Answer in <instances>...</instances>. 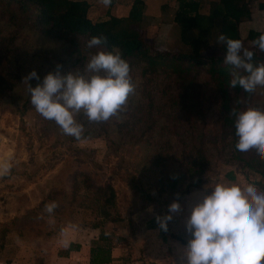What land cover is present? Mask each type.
Listing matches in <instances>:
<instances>
[{"label": "rangeland", "instance_id": "obj_1", "mask_svg": "<svg viewBox=\"0 0 264 264\" xmlns=\"http://www.w3.org/2000/svg\"><path fill=\"white\" fill-rule=\"evenodd\" d=\"M86 1L92 5L89 12L92 20L104 19L109 9L116 17L125 18L131 3L130 0H116L118 3L111 7L109 3L105 4L104 0ZM143 1L145 10L140 28L144 41L160 51L189 53L190 49L182 43L180 31L173 22L177 0ZM201 1L206 6L212 0ZM260 2L264 3V0L251 2L252 20L242 23L239 27L241 42L248 50L252 48V45L246 41L248 32L253 29L264 34V12L259 10ZM6 24L5 20L0 22L3 34H13L14 29ZM16 37L8 63L4 64L5 71L17 73L22 79L33 70L41 78L54 72L57 65L62 66V73L69 71L84 73L90 55L80 59V56L72 55L71 51H68L67 43L48 40L29 32H20ZM138 74L139 71H133L131 74L136 85L135 93L141 82ZM33 80L29 81L32 87ZM199 83L202 84L201 101L209 108V113L213 102L211 87L207 85L208 79L205 76L199 78ZM150 89L159 100L162 91L156 87ZM175 93L176 91L172 89L168 94L172 96ZM25 96L26 98L23 99ZM256 101L264 108V90L256 92ZM164 102L165 98H161V104ZM192 113L198 119L197 112ZM153 116L157 119L158 134L151 138L149 148L124 144L109 146V141L96 135L91 139L79 141L65 135L54 121L45 119L35 110L30 103L27 82L22 80L18 89L11 96H7L0 106V161L8 160L11 164L8 174L0 175V246L10 248L12 254H16L17 251H32L30 259L34 256L35 264L36 257L45 252L47 263L55 264L58 249H63L70 241L80 239L87 242L94 235L96 238L97 232L93 225L101 223V218L97 206L99 198L94 194H97L98 187L109 185L116 194L115 211L119 212L123 220L110 224L106 227V232L113 238L115 247L121 245L120 249H124L119 252V258L123 257L125 262L120 264H126L128 246L131 244L138 247L140 243L142 245L131 254L134 264H181L180 247L185 245L178 243V249L174 247L176 252H171L172 249L166 251L170 241L167 238L163 239L156 223V217L159 214L161 216L167 214L168 205L176 201L177 196L173 195L171 199L166 200L168 197L164 195L163 200L166 202L160 206H147L146 209L143 208L144 202L141 196L143 193H151L155 196V193L149 190V187L154 189L159 175V170L151 167L153 152L162 146H169L167 152L172 157L167 162L169 169L183 172L181 161H188V157L181 156L183 142L186 141V137L191 140V135L188 136L189 125L182 110L166 104L161 111L154 112ZM75 119L82 126V132L98 130L82 112L76 114ZM196 124L207 141L209 164L199 176L200 186L197 189L188 188L189 185L196 183V179L183 183L179 192H188L178 201L181 212L173 214V219L168 222L170 230L173 221L177 234L184 235L188 239L190 237L185 231L184 221L180 220H184L190 207L199 197L206 194V187L225 183L239 185L242 189L252 185L264 190V181L258 175L246 170L242 164L231 161L228 149L218 152L212 147L213 142L219 143L214 137L215 110L207 114L205 119H198ZM83 173L90 178L92 192H84L82 188L77 190L78 198L71 219L62 221L60 218L62 213L43 219L38 211L37 215L31 217V221L27 220L24 223L25 220H19L28 212L37 210L43 202L46 205L51 202L65 205L72 197L71 192L76 187V180H80L78 175ZM230 174L233 179H230ZM139 181H141L139 189H142L140 194L131 187V182L138 185ZM64 193H67L65 202L61 200ZM50 196H55L56 200L54 198L55 201H48ZM94 199H96L95 203ZM90 203L92 206H89ZM175 217H178V222L175 221ZM28 222L29 228L21 230V227ZM31 227L37 230L29 233ZM38 232L42 235L35 237ZM44 236L49 239L45 240ZM39 238L44 241L37 242ZM136 239H141V242L133 244ZM119 258L115 261H119Z\"/></svg>", "mask_w": 264, "mask_h": 264}, {"label": "trees", "instance_id": "obj_2", "mask_svg": "<svg viewBox=\"0 0 264 264\" xmlns=\"http://www.w3.org/2000/svg\"><path fill=\"white\" fill-rule=\"evenodd\" d=\"M252 1L212 0L204 6L201 0H177L173 22L180 31L182 43L190 49L189 53H183L160 51L144 41L140 28L145 10L143 0H130V8L125 18L116 17L109 9L104 19L97 20L89 17L92 5L86 0H0V22L5 20L6 25L14 29L13 34L4 35L3 28L0 27V106L3 105L7 96H11L18 89L23 80L21 75L4 70V64L9 60L16 36L20 32H29L48 40L65 42L68 51H71L72 55L80 56V59L98 51L118 49L130 65V75L133 71H139L138 76L141 82L138 86V94L129 96L127 104L117 116L105 122H93L98 128L97 131L82 132L79 139H74L88 140L96 135L109 141V146L124 144L149 148L151 138L158 134L157 119L153 114L158 110L161 111L166 104L185 113L189 125L188 136L191 135V140L186 137V141L183 142L181 156L188 157V161H181L184 167L183 172L169 169L167 162L172 158L167 152L169 146L166 145L167 148L162 146L153 152L151 167L158 169L159 175L154 189L149 187L155 196L151 193L141 194L143 208L150 205L160 206L173 195H176L178 198L176 201H179L188 192H179L186 181L197 180L188 188L197 189L200 186L199 176L209 162L207 141L196 122L198 119H205L212 110H215L216 134L214 137L219 142H213L212 147L218 152L228 149L231 161L242 164L246 170L258 175L264 181V158H258L254 153L243 155L235 150V118L232 115L233 109L239 111L248 107L261 110L264 108L256 101V93L248 94L239 88L228 87L231 76L228 66L223 63L225 47L223 44H216L220 34L242 41L239 27L242 23L252 20L250 10ZM108 3L113 7L118 2L109 0ZM258 7L264 12L263 2H260ZM261 34L263 33L250 30L246 37V41L252 45L251 50L255 53L254 63L258 65L264 64V53L256 48L253 41ZM93 36L105 37L106 44L100 48H89L88 41ZM202 76L208 79L207 85L211 87L212 92L213 102L209 113V108L201 101L202 84L199 83V78ZM43 77L40 81L33 80V87L40 83ZM150 87H156L162 91L159 100L152 94ZM172 89L176 93L170 96L168 93ZM161 98H165L163 104H161ZM193 111L199 115L198 119L192 115ZM231 176L230 174V179H233ZM78 177L80 180H76V187L74 186L71 192L72 197L65 205L63 203L57 205L52 213H48L45 210L46 203L43 202L37 210L28 212L19 220H25L24 223L27 220L31 221V217L34 214L37 215L38 211L43 219H49L51 215L59 213L63 214L60 216L62 221L71 219L74 216L78 198L77 190L82 188L84 192H92L88 175L83 173ZM139 184L141 181L138 185L131 182V187L140 194L142 189H139ZM64 194L61 200L65 202L67 193ZM94 195L99 198L97 206H99L98 214L101 223L93 225L94 229L99 230V242L91 250L90 264H109L112 262L110 257L112 241L109 239L110 235L107 234L106 227L123 219L119 212L115 211L116 194L113 187L109 185L98 187L97 194ZM164 195L168 197L166 200H163ZM54 198L55 196H50L47 200L55 201L56 198L55 200ZM95 202L96 199H94ZM91 204L89 206H92ZM27 228H29V222L21 227V230ZM33 230L37 229L31 227L29 233ZM160 232L163 236L176 239L186 245L185 241L172 235L169 227L166 232L161 230ZM19 235L23 236L21 233ZM41 235L39 233L35 237ZM75 249L77 247L69 246L68 251ZM40 262L38 259L37 264Z\"/></svg>", "mask_w": 264, "mask_h": 264}, {"label": "clouds", "instance_id": "obj_3", "mask_svg": "<svg viewBox=\"0 0 264 264\" xmlns=\"http://www.w3.org/2000/svg\"><path fill=\"white\" fill-rule=\"evenodd\" d=\"M105 4L109 0H104ZM106 38L93 36L88 47L100 48ZM216 44H223V63L228 66L230 89L248 94L264 90V64L254 63L255 53L243 47L238 39L220 34ZM264 53V34L253 41ZM60 65L32 87L29 81H40L35 70L23 78L27 82L30 103L47 120L54 121L67 135L79 139L82 126L75 116L83 113L90 122H105L117 116L136 91L130 75V65L118 49L98 51L91 55L84 73H62ZM234 116L235 150L243 155L255 154L264 158V110L248 107L232 110ZM11 164L0 161V175L8 174ZM184 218L189 235L180 249L181 264H264V190L248 185L216 183L206 187ZM57 207L55 202L45 206L48 213ZM151 211V209H149ZM181 205L173 201L168 213L156 217L161 231L168 230L173 214Z\"/></svg>", "mask_w": 264, "mask_h": 264}, {"label": "crops", "instance_id": "obj_4", "mask_svg": "<svg viewBox=\"0 0 264 264\" xmlns=\"http://www.w3.org/2000/svg\"><path fill=\"white\" fill-rule=\"evenodd\" d=\"M252 16H253V14H252ZM251 30H253V29H251ZM182 204H183V201H182ZM146 208H148V207H145L144 209H146ZM175 218H176L175 221L178 222V217H175ZM180 221H184V220L181 219ZM171 224H172V228H171L172 230H170V231H171L172 235L181 239L182 241L187 242L188 237L185 238L184 235H182V236L178 235L177 231L175 230V227H173V221ZM94 230L97 232L96 238L94 235V237H92L91 240L87 241V242L82 241L80 239L75 240V241H70L66 245V247H64L63 249L59 248L57 251L58 258L55 259V264H90L91 250L99 242V230H96V229H94ZM107 234H105V236H107ZM44 237H46V236H44ZM166 238L170 241L166 247V251H169V249H172L171 252H176V251H174V247L176 249H178V246H179L178 243H180V244H182V243L177 241L176 239H169V237L163 236V239H166ZM47 239H49V238L46 237L45 240H47ZM109 239H111V241H112L113 238L109 236ZM41 240H43V239L39 238L36 241L39 242ZM173 241H175V242L173 243ZM135 242H141V239L134 240L133 244ZM58 244H59V242H58ZM113 244H114V242L112 241V247L110 248V257L112 259V262H110L109 264H120V262H125V259L123 257L119 258V255H120L119 252L124 251V249H120L122 247L121 245H117L115 247V244L114 245ZM141 245H142V243H140V245H138V247L132 246L131 244H130V246H128V249H126V264H134V262L131 258V256H132L131 254H132V252L137 251L136 248H139V246H141ZM182 245H184V244H182ZM69 246H75V247H77V249L72 250V251H68ZM144 246H145V244L143 245V247ZM129 248H133V250L132 249L129 250ZM180 248H182V247H180ZM6 251L8 253L11 252V254H8ZM12 252L13 251L8 247L0 246V264H35V257L33 256L32 259H30L32 251H29V252L28 251H17L16 254H12ZM43 253H44L43 255H40V256L38 255L36 257V264H37L38 259L41 261L40 264H52L51 262L47 263V261L45 259L46 253L45 252H43ZM122 254H124V252H122ZM116 258H119V261H115ZM133 259H135V257H133Z\"/></svg>", "mask_w": 264, "mask_h": 264}]
</instances>
